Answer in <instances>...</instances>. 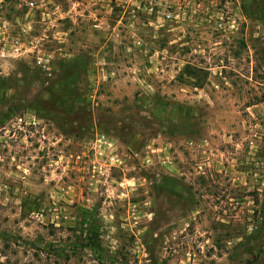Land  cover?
Wrapping results in <instances>:
<instances>
[{"label":"rangeland","instance_id":"rangeland-1","mask_svg":"<svg viewBox=\"0 0 264 264\" xmlns=\"http://www.w3.org/2000/svg\"><path fill=\"white\" fill-rule=\"evenodd\" d=\"M0 264H264V0H0Z\"/></svg>","mask_w":264,"mask_h":264},{"label":"built area","instance_id":"built-area-1","mask_svg":"<svg viewBox=\"0 0 264 264\" xmlns=\"http://www.w3.org/2000/svg\"><path fill=\"white\" fill-rule=\"evenodd\" d=\"M51 2V0H42V3L45 5V3L49 4ZM30 7H32L31 4H29ZM157 4L152 5L149 8V11L151 13H153L154 11H156L157 9ZM28 11H32L30 8L28 9ZM157 14H160L158 11H156ZM185 12H175L172 11V9L167 10L163 13H161V17L162 20L165 23H174V22H179L180 20H183L185 17ZM240 17H232L227 21L223 20L222 15H220L219 19H217L218 21H216V29H218L221 32L224 33H228V34H233L236 33L239 28V21H240ZM44 40L45 39H40V41L38 43H34L32 40L30 42H27L26 45H24V47H26L27 51H34L35 49L38 51V54H40L41 52H44ZM18 43L15 40V44L14 45H10L9 47H16ZM35 44V45H34ZM4 47L6 48V44L4 45ZM20 50V49H17ZM34 64L36 67L40 68L44 73H46L48 76L51 75V68H52V62H51V56L47 55L45 52L42 53L41 55H38L34 58ZM191 255H188V258H190Z\"/></svg>","mask_w":264,"mask_h":264},{"label":"trees","instance_id":"trees-1","mask_svg":"<svg viewBox=\"0 0 264 264\" xmlns=\"http://www.w3.org/2000/svg\"><path fill=\"white\" fill-rule=\"evenodd\" d=\"M99 243L96 241V245L95 244H93L92 246L91 245H89L90 247H91V249H95L94 247H96L97 249H98V247H99V245H98Z\"/></svg>","mask_w":264,"mask_h":264}]
</instances>
